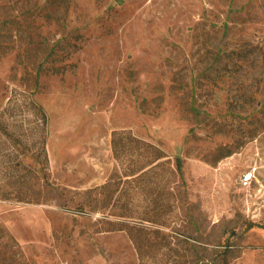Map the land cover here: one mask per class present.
I'll return each mask as SVG.
<instances>
[{
    "label": "rangeland",
    "instance_id": "374dc122",
    "mask_svg": "<svg viewBox=\"0 0 264 264\" xmlns=\"http://www.w3.org/2000/svg\"><path fill=\"white\" fill-rule=\"evenodd\" d=\"M0 264H264V0H0Z\"/></svg>",
    "mask_w": 264,
    "mask_h": 264
},
{
    "label": "trees",
    "instance_id": "16d2710c",
    "mask_svg": "<svg viewBox=\"0 0 264 264\" xmlns=\"http://www.w3.org/2000/svg\"><path fill=\"white\" fill-rule=\"evenodd\" d=\"M39 108L42 109V107L40 105H39ZM42 111H43V109H42ZM43 120L45 122L47 121V117H46V114L44 112H43ZM119 134H120L119 132H116V131L114 132V135H116V136L113 138V143H114V146H115L116 151L118 149L117 148V145L119 144V143H117V139H118L117 138V135H119ZM139 142H143V141L140 138H136L135 143H136V146L137 147H139L138 146V143ZM143 145H146L147 148L152 149V152H153V153H151L152 154V157L148 160V164H152V163H155L156 162L157 165H159L161 163L162 159L168 157V154L166 153V151L163 148H161L160 146H158V145H156L154 143H150V142L146 143V142H143ZM223 149H225V148H223V147H220L219 148V150H218L219 154H218V156L215 159L216 162L220 161L221 159H223V158H225L227 156H230L231 154H233L235 152L234 150H231V149L230 150H227V151H224ZM145 167H146V163L142 164L139 168L137 167V169L128 167V168L125 169V174L124 175L125 176H130V177L131 176H135L136 177L137 176V172L143 170ZM135 170H137V171L135 172ZM183 170H184L183 169V158L178 155L176 157V171H177V173L179 174V176L181 178L184 177V173H183L184 171ZM105 187H107V185H105ZM118 189L119 188H115L112 191L111 197L114 198L116 196L117 192L119 191ZM20 200H22V199H20ZM38 200L39 199H37V198H30L27 201L28 202H33V201L39 202ZM84 205H85V203H84ZM81 208H83V206H81ZM255 225L260 226V225H263V224H256L255 222H251L248 225V228H252Z\"/></svg>",
    "mask_w": 264,
    "mask_h": 264
},
{
    "label": "built area",
    "instance_id": "2783aa9c",
    "mask_svg": "<svg viewBox=\"0 0 264 264\" xmlns=\"http://www.w3.org/2000/svg\"><path fill=\"white\" fill-rule=\"evenodd\" d=\"M254 180H257L256 167L249 168L241 175V184L243 187L251 186Z\"/></svg>",
    "mask_w": 264,
    "mask_h": 264
},
{
    "label": "water",
    "instance_id": "95a60500",
    "mask_svg": "<svg viewBox=\"0 0 264 264\" xmlns=\"http://www.w3.org/2000/svg\"><path fill=\"white\" fill-rule=\"evenodd\" d=\"M117 1L120 2V3L122 2V0H117Z\"/></svg>",
    "mask_w": 264,
    "mask_h": 264
}]
</instances>
